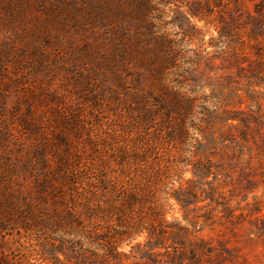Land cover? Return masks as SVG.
Masks as SVG:
<instances>
[{
  "label": "rangeland",
  "instance_id": "rangeland-1",
  "mask_svg": "<svg viewBox=\"0 0 264 264\" xmlns=\"http://www.w3.org/2000/svg\"><path fill=\"white\" fill-rule=\"evenodd\" d=\"M0 264H264V0H0Z\"/></svg>",
  "mask_w": 264,
  "mask_h": 264
}]
</instances>
